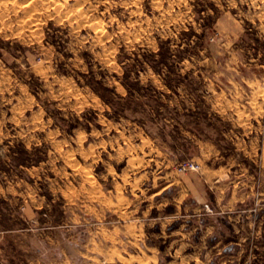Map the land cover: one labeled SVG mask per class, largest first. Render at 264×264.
<instances>
[{
    "label": "rangeland",
    "instance_id": "rangeland-1",
    "mask_svg": "<svg viewBox=\"0 0 264 264\" xmlns=\"http://www.w3.org/2000/svg\"><path fill=\"white\" fill-rule=\"evenodd\" d=\"M0 264H264V0H0Z\"/></svg>",
    "mask_w": 264,
    "mask_h": 264
},
{
    "label": "built area",
    "instance_id": "built-area-1",
    "mask_svg": "<svg viewBox=\"0 0 264 264\" xmlns=\"http://www.w3.org/2000/svg\"><path fill=\"white\" fill-rule=\"evenodd\" d=\"M199 166L197 164H194L193 162L191 163H186L185 165H181L179 167L180 171H188V170H197Z\"/></svg>",
    "mask_w": 264,
    "mask_h": 264
},
{
    "label": "bare ground",
    "instance_id": "bare-ground-1",
    "mask_svg": "<svg viewBox=\"0 0 264 264\" xmlns=\"http://www.w3.org/2000/svg\"><path fill=\"white\" fill-rule=\"evenodd\" d=\"M83 1V0H82ZM81 2V1H80ZM34 23V22H33ZM33 25V24H32Z\"/></svg>",
    "mask_w": 264,
    "mask_h": 264
}]
</instances>
